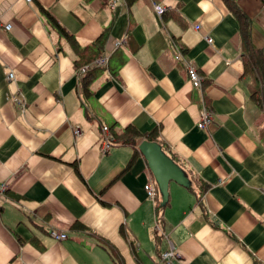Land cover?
Here are the masks:
<instances>
[{"label":"crops","instance_id":"1","mask_svg":"<svg viewBox=\"0 0 264 264\" xmlns=\"http://www.w3.org/2000/svg\"><path fill=\"white\" fill-rule=\"evenodd\" d=\"M236 2L264 75V0ZM0 24V264H172L170 243L177 264H264V83L225 0H0ZM105 30L83 93L76 60ZM104 125L119 142L101 150ZM152 133L173 164L165 188L139 148Z\"/></svg>","mask_w":264,"mask_h":264},{"label":"trees","instance_id":"2","mask_svg":"<svg viewBox=\"0 0 264 264\" xmlns=\"http://www.w3.org/2000/svg\"><path fill=\"white\" fill-rule=\"evenodd\" d=\"M132 0H127V2H130ZM227 5L229 6V8L231 10H233L235 12V14L237 15V17L240 20V25H241V33L243 36V47L244 50L249 58V60L252 62V64L254 65L253 68L250 69L251 73L254 76V79L257 83H259V85L261 86L260 88L263 87V83H264V75L262 72V60L260 58V54H261V48L255 46L252 41H251V37H249V31L247 29V24L246 22H244L241 17H244L243 12L240 10V8L238 7V4L236 2V0H225ZM157 2V1H156ZM45 15L47 16V19L55 24V26L57 27V29L63 33L66 37L70 38V41L73 45V43H75V45H73L75 48L78 47V44L76 42V38L74 36H72L71 34H67V32L63 29V27H61V25L55 20L54 16L52 14H50L47 10L43 9ZM166 7L164 9V11L162 12V16L165 13ZM106 37V30L103 31L101 34H99L95 39L92 40L91 44L88 45L87 47H85L84 49H82L80 52H87V55H84L85 57L83 58H79L76 60V67H77V72L80 73V82H81V88H82V92L83 93H88L89 92V87L91 82L93 81L94 78V72L93 70H90L91 68L88 67L86 68L84 71H82V67H84V65H86V63L90 62L93 58H95L97 55L102 53V50L104 48V40ZM252 95L256 98L257 102L262 104L264 103V97H263V91L259 92L257 90H255ZM127 132H132L134 135H136L135 137H137V135H139V133L137 134V131L134 130L131 126H127L126 128L123 129V132L119 135L120 138H122L123 141L125 142H133L135 145L136 142V138L135 137H127L126 133ZM146 137L143 138L142 140H152L155 139L154 141H158V137L156 136V133H152L149 135H145ZM111 138V142L113 144L119 142V140L115 137V135L112 133V135L110 136ZM148 138V139H146ZM141 140V141H142ZM159 143H161L160 141H158ZM139 144V143H138ZM137 144V146H138ZM162 144V143H161ZM164 146V144H162ZM161 145V146H162ZM136 146V145H135ZM174 156H176L173 153ZM159 205H161L159 203L158 200H156L155 202V206L157 208V210L159 211ZM73 227L75 228H85V225L76 221L73 224ZM109 252H112V247L109 246L108 248ZM164 251V250H163ZM161 256V254H160Z\"/></svg>","mask_w":264,"mask_h":264},{"label":"built area","instance_id":"3","mask_svg":"<svg viewBox=\"0 0 264 264\" xmlns=\"http://www.w3.org/2000/svg\"><path fill=\"white\" fill-rule=\"evenodd\" d=\"M30 1V0H27ZM153 8L155 10V12L158 15H161L162 12L165 9V6L161 3V2H154L153 3ZM2 25V24H0ZM4 27L9 28L10 27V22H6L4 24ZM195 27H199L198 24H195ZM206 40L208 42H212V37L210 36H205ZM114 45L117 46H125L126 44V37L122 36L120 38H117L114 40L113 42ZM110 52L108 50H105L104 52H102L100 55L97 56V58L92 62V65L95 64H105V62H107L108 57H109ZM176 59H180L183 61V63L186 65L187 67V71H188V75H189V80L191 81V83L195 86H199L200 82H201V75L198 73L196 67L190 62V60H187L185 58L182 57V55L179 52H176L174 54ZM87 68V64L84 65V67H82V71H84ZM13 77V72L11 70L8 71L7 73V78H12ZM211 115H210V110L206 107H201L200 109V114H199V121H198V126L199 127H205L211 120ZM103 131L100 134V147L101 150H106L110 145H111V138H110V133L108 132V126L104 125L103 126ZM75 133L76 134H80L81 133V129L80 128H75ZM7 184L5 182H0V195H5V189H6ZM145 189L147 191V195L149 196V198L154 199V189H153V185L151 182H146L145 183ZM6 196V195H5ZM51 235L54 238H63L66 236V233L61 231V230H57V229H51ZM179 252L177 250V248L170 243L168 249H165L164 251L161 252V258L166 260L169 263L172 264H177L178 260H179ZM176 259V262L173 260Z\"/></svg>","mask_w":264,"mask_h":264},{"label":"water","instance_id":"4","mask_svg":"<svg viewBox=\"0 0 264 264\" xmlns=\"http://www.w3.org/2000/svg\"><path fill=\"white\" fill-rule=\"evenodd\" d=\"M139 148L148 159L155 177L163 188L166 187L168 179L172 176L173 164L160 150L159 147L148 140H142Z\"/></svg>","mask_w":264,"mask_h":264},{"label":"rangeland","instance_id":"5","mask_svg":"<svg viewBox=\"0 0 264 264\" xmlns=\"http://www.w3.org/2000/svg\"><path fill=\"white\" fill-rule=\"evenodd\" d=\"M5 24V23H4Z\"/></svg>","mask_w":264,"mask_h":264}]
</instances>
